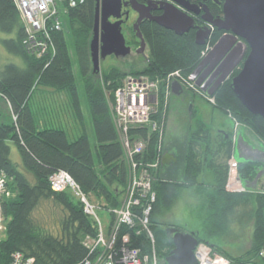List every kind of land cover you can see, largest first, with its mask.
Returning a JSON list of instances; mask_svg holds the SVG:
<instances>
[{
    "label": "trees",
    "instance_id": "1",
    "mask_svg": "<svg viewBox=\"0 0 264 264\" xmlns=\"http://www.w3.org/2000/svg\"><path fill=\"white\" fill-rule=\"evenodd\" d=\"M74 1V7L68 6V0L63 3L62 10L65 11L61 13L62 29L52 34L54 53L35 58L27 55L22 45L24 24L13 1L0 0V33L10 36L2 40V44L9 54L20 58L24 64L19 67L7 63L0 68V95L9 105L13 118L12 123L0 122V172L6 177V191L9 193L8 197L0 196L3 225L0 264H9L14 252L32 258L33 264H78L86 258L88 251L83 240L86 236L95 235L94 223L84 214L82 204L69 192L56 193L50 189L49 176L57 171H65L85 194L101 202L103 208H117L121 203L128 169L112 123L111 107L114 92L122 77L128 74L144 75L156 80L179 71L188 79L208 53V47H212L221 37L220 32H215L204 45L199 46L195 43V30L179 36L155 22L144 21L140 24L139 31L147 44L145 65L141 69L130 71L110 66L99 73H93L89 42L96 0ZM221 7V4L217 7L220 14ZM129 36L130 44H139V41H134L135 34L131 29ZM74 64L82 79L93 125L94 145H91L83 129L79 136L69 140L61 127L38 124L30 107V100L40 87L62 93L67 97L73 115L82 127ZM238 72L239 70H235L216 89L212 105L229 115L234 123L247 127L264 145V119L248 112L233 93L231 79ZM170 96L166 97L162 86L157 112L152 116L158 124L156 132L149 133L146 129L131 132L145 140L149 135L146 150L139 157L142 163L158 160L157 168L151 171L156 200L150 214V229L155 239L158 233L165 238L163 245L160 244V251L155 247L160 262L169 254L167 247L171 242L164 233V228L168 225L158 223L156 218L174 204L183 188L197 185L203 160L195 146L200 147L197 140H201L204 142L203 146L207 147L211 139L207 125L201 119H195L196 128L192 130L188 143L182 182H172L159 176L157 171L161 166L162 139ZM194 113L191 108L192 118ZM220 139L219 151L225 155L226 165H219L215 169L217 184L203 201L202 211L206 214L203 235L198 232L193 235L199 243L209 245L231 264L252 261L254 264H263L256 257L264 246V185L261 189L247 188L243 192L226 190L228 163L233 157L235 143L228 133L220 135ZM10 145H14L19 154L18 163L10 158ZM208 164H214V161L209 160ZM236 172L240 182L252 185L259 176L260 167L251 161H239ZM45 203L60 210L59 218L53 221L52 230L46 227L47 222L35 216ZM245 209H249L252 225L250 247L245 252L234 255L210 241L225 237L235 221L242 223L239 219L244 216ZM157 224L161 227L157 228ZM133 245L141 247L143 252L148 250L144 236L134 241Z\"/></svg>",
    "mask_w": 264,
    "mask_h": 264
},
{
    "label": "built area",
    "instance_id": "2",
    "mask_svg": "<svg viewBox=\"0 0 264 264\" xmlns=\"http://www.w3.org/2000/svg\"><path fill=\"white\" fill-rule=\"evenodd\" d=\"M12 1L24 24L25 36L22 45L26 54L41 58L54 53L52 34L62 29L61 13L65 11L62 10L65 0ZM75 5L74 0H68L69 7ZM173 82H177L183 89L199 94L209 103H214L212 97L202 92L189 78H184L179 71L156 80H150L144 75H129L120 82L114 92L111 118L127 164L128 175L120 205L112 209L104 208L108 213L105 224L96 213V209H101L100 206L91 202L68 173L57 171L49 176L50 189L56 193H71L82 204L84 214L91 218L95 226V235L86 236L83 240L88 255L78 264H160L155 238L150 229V214L156 200L151 171L157 168L158 160L142 163L140 158L146 150L149 135L145 140L132 135L131 132L146 129L150 133L158 130L157 121L152 116L157 112L159 92L164 86L166 97L171 95ZM228 165L229 178L226 189L243 192L245 189L240 185L237 172L234 174L237 160L232 157ZM2 195L8 197L9 193L6 191V177L0 172V196ZM2 228L0 220V230ZM142 236L147 243L146 252L133 245V242ZM194 256L196 264H231L226 257L205 243L198 242ZM256 258L264 264V246L258 251ZM9 264H33V259L20 252H14ZM246 264H254V261Z\"/></svg>",
    "mask_w": 264,
    "mask_h": 264
},
{
    "label": "water",
    "instance_id": "3",
    "mask_svg": "<svg viewBox=\"0 0 264 264\" xmlns=\"http://www.w3.org/2000/svg\"><path fill=\"white\" fill-rule=\"evenodd\" d=\"M174 1L185 11L197 13L194 8L187 6L185 0ZM130 2L133 10L139 14L133 29L142 49L145 41L138 24L148 17L151 8L149 2L139 5L140 8L134 5V0ZM122 5V0H96L89 42L93 73L100 72V62L106 57L113 55L125 58L131 52L130 47L126 46L121 22L118 20ZM160 9L163 14L150 19L164 29L181 36L193 28V20L180 8L165 3ZM203 13V21L227 33L213 45L189 79L202 92L212 97L244 59L238 74L231 79V87L248 112L264 119V0H222V18L212 19L206 8H203ZM110 17L118 21L111 23ZM209 34L210 31L206 28L197 29L195 43L204 45ZM171 92L180 96L183 89L177 82H173ZM239 141L235 140L236 150L239 149ZM164 233L174 246L164 258L166 264H196L194 249L198 240L193 233H186L172 226L165 227Z\"/></svg>",
    "mask_w": 264,
    "mask_h": 264
},
{
    "label": "rangeland",
    "instance_id": "4",
    "mask_svg": "<svg viewBox=\"0 0 264 264\" xmlns=\"http://www.w3.org/2000/svg\"><path fill=\"white\" fill-rule=\"evenodd\" d=\"M209 25L212 26L211 24ZM208 27L207 29L210 30V28ZM197 29H204V28H197ZM8 38H10L9 35L0 33V68L6 65L7 63H12L19 67H23L24 65L23 61L20 58L9 54L7 50L5 49L4 45L2 44V40L8 39ZM212 47L211 46L208 47L207 49L208 52L211 50ZM147 55H148V51H146L144 55L137 56L135 58V61L132 60L133 57L129 59L128 58L123 59V60H117L115 57H107L105 60H102L100 62V72L101 70H105L109 68L110 66H115L122 71L141 69L145 65ZM74 67H75L74 70L76 72V81L78 83V87H77L78 98L80 102V109L82 112V127L80 126L78 121H76L73 115L72 108L70 107L69 103L68 104L66 103L67 97L62 93H54L52 90L45 89V88L43 89L42 87H40L39 89L35 91L34 95L32 96L30 100V107H31V110L36 115L38 124L39 123L41 125L48 124V125L61 127L63 130L66 131L69 140H73L77 136H79L83 129L84 132L87 133L91 145H94L95 137H94V132H93V125H92V120L89 115V109H88L87 102H86L82 79H81L80 73L79 74L77 73L78 71V69L76 68L77 65L74 64ZM126 76H129V74L123 76L121 81H123V79ZM185 96L188 99V102L184 105V108H185L184 110L186 114L187 112L191 110V103H190L191 98H194L195 103L200 107L202 106L207 111L212 109L211 103L206 101V99L201 97L199 94H194L192 91H189L186 88L183 89V93L180 96H176L171 93L170 98L172 100L174 99L182 100V98ZM168 106H169V102H168ZM36 112H39V113H36ZM213 114H214V122L212 124L213 126H216L215 124L217 123L218 118L223 119L226 123H229V118H227V116L221 115L217 111H214ZM0 118H3L4 122H7V121H9V123L13 122L12 112L10 110V107L7 104L6 100L3 97H1V95H0ZM165 121H166V118H165ZM234 124H235V128L237 127V125H240L237 123H234ZM163 135H164V132H163ZM231 137H232V140L233 139L236 140V129H234V132L231 134ZM10 147H11L10 158L13 162L18 163L19 154L14 145H10ZM162 148H163V139H162ZM263 171L264 169H262V172ZM234 174L236 175V171L234 172ZM263 185H264V180H263L262 186ZM242 189L244 190L247 188L242 185ZM71 196L73 197L72 194ZM89 199L94 205L100 206L101 209H96V213L98 214V216L101 218V220L105 224L104 220L105 218L106 219L108 218L107 217L108 213L102 207V203L96 201L94 197H89ZM188 204L189 203L186 201V199L182 198V200L179 201L177 204V207L179 208L175 209L176 211L169 212V211L163 210L162 214L157 216L158 223H163L165 225H169V224L177 225L175 227H178L179 229H181L182 231L186 233H192L193 231H197L198 233H200V235H203V231L206 227V224L204 221L206 214L202 210L196 211V212L192 211L190 207H187ZM180 208H181V219H179L176 222L173 220V217H171L172 216L171 214L175 215L174 214L175 212L179 213ZM247 212L249 211L245 209L244 218H246L245 216ZM35 216H37V218H39L40 220L47 222L46 227L49 228V230H52L53 221L59 218L60 210H58L53 205H49L45 203L38 210ZM0 220H1V225H2L1 212H0ZM250 223H248L247 221H244L242 223L235 221L234 224L230 226V230L225 237L214 238V239H211L210 241L213 243H217L219 246L224 247L231 254L240 255L250 247V239H251V234H252V225ZM156 227L160 228L161 225L157 224ZM2 233L3 231L0 230V237H2L3 235ZM164 239L165 238L161 237L159 233L156 235L155 247L159 251H160V244L163 245ZM160 264H165V262H160Z\"/></svg>",
    "mask_w": 264,
    "mask_h": 264
},
{
    "label": "crops",
    "instance_id": "5",
    "mask_svg": "<svg viewBox=\"0 0 264 264\" xmlns=\"http://www.w3.org/2000/svg\"><path fill=\"white\" fill-rule=\"evenodd\" d=\"M188 102L185 97L182 100H172L169 99V106L166 113V121L164 126L163 135V150L161 155V166L157 173L160 177L165 180L172 182L181 183L184 177V170L186 164V154L188 150V143L190 140L192 130L196 128L194 125L195 119H201L207 127L210 129L211 139L208 144V148L204 147L201 140H197L200 143V147L197 145L195 149L202 154L201 160H203V169L197 177V185L191 188H183L180 192L178 199L174 204L165 211H176L177 204L182 198H185L189 203L187 207L194 212L201 211L205 196H207L213 187L217 184L215 169L219 165H226L225 155L222 151H219L221 145L220 135L223 133L232 134L234 129H236V141L239 139V149L236 150V145L233 148V157L239 161H251L260 167L259 176L252 185H245L240 182V185L249 189H261L264 180V145L262 142L244 125H237L235 128L234 121L229 117V115L220 112L213 105L212 109L206 110L202 106H198L195 103L194 98L190 99L191 108L194 110V118L191 117L190 112H185L184 105ZM68 104V100L66 102ZM173 103V104H172ZM214 111H217L221 115L227 116L229 118V123H226L223 119H217L216 126H213L214 122ZM1 123H9V121L4 122L3 118H0ZM205 151V156L203 152ZM243 157L247 158L245 160ZM209 160H213L214 164L209 165ZM229 178V177H228ZM238 187V184H237ZM227 190V189H226ZM229 191V190H227ZM233 192V191H230ZM250 209V208H249ZM248 209V211H249ZM174 213V212H173ZM175 215L171 214L174 221L181 219V208L179 213L175 212ZM157 220V218H156ZM239 221H247L250 223L249 213L247 212L246 218L242 216ZM158 222V221H157ZM233 224V223H232ZM175 227L177 225H168ZM197 231H193L195 233ZM223 250L227 251L224 247L220 246ZM228 252V251H227Z\"/></svg>",
    "mask_w": 264,
    "mask_h": 264
},
{
    "label": "flooded vegetation",
    "instance_id": "6",
    "mask_svg": "<svg viewBox=\"0 0 264 264\" xmlns=\"http://www.w3.org/2000/svg\"><path fill=\"white\" fill-rule=\"evenodd\" d=\"M134 1L136 3V4H134L136 7L140 8L139 5H144L147 2H149V6L151 8L148 17L146 19L141 20L140 23L138 24V27L144 21L153 22L150 18H155V17L161 16L163 14V11L160 9V7H161V5L164 6L165 3L174 5V6L178 7V8H180L182 11L187 13V15L193 20V28L190 29V30H195L196 31L197 28H206L207 29V27L210 26L208 23H206L202 19L203 15H204L203 8L207 9L208 16H210L212 19L222 18V16H223L222 9H221V14L218 13V11H217V7L219 6V4H221V6H222V1L220 2L219 0H206V1H203V0H185L187 6L191 7V8H194L195 11H197V13L185 11L178 4H176V2L174 0H134ZM122 3H123V5H122V9H121V17L118 20L121 22V32H122V34H123V36L125 38L126 46L130 47L131 52L125 58H116V57L115 58L117 60H123V59H127V58L129 59V58L133 57L132 60L135 61V58L137 56L145 54V52L147 51V44L145 43V47L142 48V49H141V47L139 45L140 42H139V44H130L131 37L129 36V30L131 29L132 33L135 34V31H134L133 27H134L135 23L137 22L139 14L136 11L133 10L130 0H122ZM118 20L115 19V18H112V17L109 18V21L111 23H114V22H116ZM208 28H210V30H209L210 34H209V37H208L207 40H209L211 35L214 34L215 32H218V33L220 32L221 36L223 34L227 33V32L222 31V30H217L216 28H214L212 26H210ZM238 40H240V39H238ZM134 41H136V42L140 41L136 37V34H135ZM247 52H248V49L246 51V54H247ZM108 57H114V56L111 55V56H108ZM146 59H147V57H146ZM243 61H244V59L241 61V63L239 64V66L235 70H240L241 69ZM173 248H174V246L172 245V243L169 244V246L167 247L168 253ZM164 258H163L162 262H164Z\"/></svg>",
    "mask_w": 264,
    "mask_h": 264
}]
</instances>
